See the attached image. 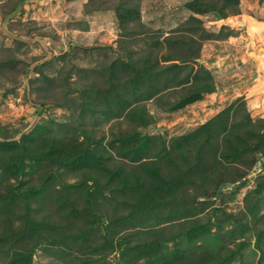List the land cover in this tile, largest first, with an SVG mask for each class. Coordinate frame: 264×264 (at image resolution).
Listing matches in <instances>:
<instances>
[{
	"label": "rangeland",
	"instance_id": "obj_1",
	"mask_svg": "<svg viewBox=\"0 0 264 264\" xmlns=\"http://www.w3.org/2000/svg\"><path fill=\"white\" fill-rule=\"evenodd\" d=\"M253 42L264 0H0V264H264Z\"/></svg>",
	"mask_w": 264,
	"mask_h": 264
},
{
	"label": "crops",
	"instance_id": "obj_2",
	"mask_svg": "<svg viewBox=\"0 0 264 264\" xmlns=\"http://www.w3.org/2000/svg\"><path fill=\"white\" fill-rule=\"evenodd\" d=\"M254 63V69L256 72L255 78L253 82H250L244 87L243 93L248 96L252 102L261 105L264 102V68H262L264 67V64H262L264 63V58L260 56L256 62L254 57Z\"/></svg>",
	"mask_w": 264,
	"mask_h": 264
},
{
	"label": "water",
	"instance_id": "obj_3",
	"mask_svg": "<svg viewBox=\"0 0 264 264\" xmlns=\"http://www.w3.org/2000/svg\"><path fill=\"white\" fill-rule=\"evenodd\" d=\"M251 48L255 51V61L257 62L260 57V53H264V47H257L256 43L253 42Z\"/></svg>",
	"mask_w": 264,
	"mask_h": 264
}]
</instances>
